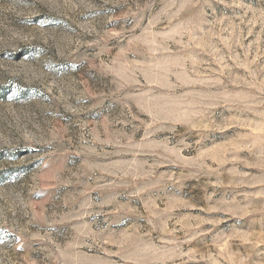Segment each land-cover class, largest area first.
Segmentation results:
<instances>
[{
    "label": "rangeland",
    "instance_id": "rangeland-1",
    "mask_svg": "<svg viewBox=\"0 0 264 264\" xmlns=\"http://www.w3.org/2000/svg\"><path fill=\"white\" fill-rule=\"evenodd\" d=\"M0 264H264V0H0Z\"/></svg>",
    "mask_w": 264,
    "mask_h": 264
}]
</instances>
